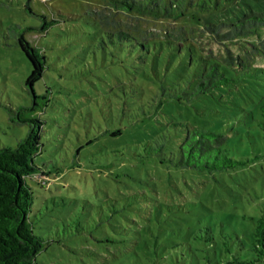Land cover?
Instances as JSON below:
<instances>
[{
    "label": "rangeland",
    "instance_id": "rangeland-1",
    "mask_svg": "<svg viewBox=\"0 0 264 264\" xmlns=\"http://www.w3.org/2000/svg\"><path fill=\"white\" fill-rule=\"evenodd\" d=\"M199 23L145 17L106 0H0V146H15L33 125L11 113L43 120L34 161L45 174L27 177L30 219L45 242L35 264H230L255 256L254 225L264 217V53L247 70L223 68L234 82L193 93L212 58L226 64L225 46ZM109 27L184 42L177 51H145ZM21 34L46 55L36 104ZM246 39L258 45L264 27ZM183 121L222 132L228 154L243 163L176 166L170 158L186 135Z\"/></svg>",
    "mask_w": 264,
    "mask_h": 264
},
{
    "label": "trees",
    "instance_id": "trees-1",
    "mask_svg": "<svg viewBox=\"0 0 264 264\" xmlns=\"http://www.w3.org/2000/svg\"><path fill=\"white\" fill-rule=\"evenodd\" d=\"M106 1L114 8L145 17L178 19L190 15L200 22L199 28L209 39L212 38L215 43L225 46L226 64L212 58L210 68L203 73L193 93L205 92L214 86L234 82L236 78L227 75L224 69L228 66L236 68L240 65L243 70H247L249 59L260 55V49L264 53V39L260 40L258 45L252 43L253 47L246 44L248 35L257 33L260 27H264V0ZM106 29L110 36H117L122 42L134 39L135 43L145 51L153 44L155 48L161 44L163 48L177 51L181 50V44L184 42L182 39L171 38L150 40L124 28ZM18 41L31 62V71L25 82L36 104L39 95L36 94L34 86L45 71L46 55L37 45L26 39L24 34L19 36ZM184 44L185 47L193 49L191 44L186 42ZM233 45L238 46L239 50L232 51ZM244 48H246L245 52H243ZM23 108L25 107L22 105L18 107V109ZM260 111L259 125L264 129V101L260 103ZM10 119L22 123L32 121L33 125L27 135L19 139L15 146H0V264H35L37 254L44 248L45 242L42 236L34 231L30 219L34 190L28 183L27 177L38 181V174L41 172L45 174L44 171L39 170V166L34 161L41 150L40 130L43 120L28 117L22 111H18V114L11 113ZM180 124L186 128V135L178 146L176 156L170 158L176 166L213 171L232 168L243 163L228 154L224 145L226 138L222 132L194 127L186 121ZM112 133L117 134L116 131ZM212 239L210 235L206 240ZM251 249L255 252L252 259H240L235 256L228 263L250 264L264 260V217H260L255 222Z\"/></svg>",
    "mask_w": 264,
    "mask_h": 264
}]
</instances>
